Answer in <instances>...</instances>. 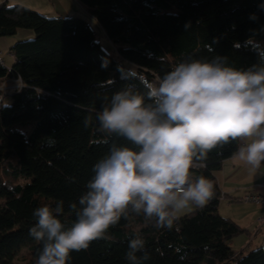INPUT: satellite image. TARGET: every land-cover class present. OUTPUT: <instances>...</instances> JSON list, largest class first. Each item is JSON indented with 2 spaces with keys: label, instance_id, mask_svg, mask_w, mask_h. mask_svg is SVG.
Segmentation results:
<instances>
[{
  "label": "trees",
  "instance_id": "16d2710c",
  "mask_svg": "<svg viewBox=\"0 0 264 264\" xmlns=\"http://www.w3.org/2000/svg\"><path fill=\"white\" fill-rule=\"evenodd\" d=\"M79 1L91 9L116 55L101 45L83 16H48L0 3V36L19 28L35 33L11 46V68L0 59V86L12 78L22 82L21 89L5 97L0 87V264H22L24 250L29 258L23 264H35L42 245L29 235L33 210L63 200L60 218L70 226L75 217L68 206L86 191L93 165L113 142L131 146L116 137L105 143L95 114L125 85L146 91L140 79L127 76L133 67L152 82L187 58L218 55L237 69L259 62L245 41L264 44V0ZM86 117H92L88 127ZM240 144L214 148L199 161L204 166L192 170L195 178L203 175L213 184L214 195L204 207L181 215L171 230L156 228L142 215L121 218L109 228L110 239L72 252L68 264H129L128 241L137 234L150 254L142 264H264V246L234 250L233 238L251 231L218 209L222 194L214 172Z\"/></svg>",
  "mask_w": 264,
  "mask_h": 264
},
{
  "label": "clouds",
  "instance_id": "9594fccd",
  "mask_svg": "<svg viewBox=\"0 0 264 264\" xmlns=\"http://www.w3.org/2000/svg\"><path fill=\"white\" fill-rule=\"evenodd\" d=\"M245 45L259 55L247 69L215 55L187 58L152 82L134 67L127 73L140 79L146 91L125 85L106 98L95 120L105 143L116 137L131 146L113 142L93 165L86 191L68 206L75 217L70 226L60 218L63 200L33 210L29 235L42 245L35 264H68L72 252L110 239L109 228L121 218L142 215L156 228L171 230L185 209L204 207L212 199V182L203 175L193 179L192 170L203 167L197 162L214 148L243 141L235 158L253 171L264 165V44L249 38ZM91 122L86 117L85 127ZM149 258L141 235L129 239V264Z\"/></svg>",
  "mask_w": 264,
  "mask_h": 264
},
{
  "label": "crops",
  "instance_id": "0c3cea01",
  "mask_svg": "<svg viewBox=\"0 0 264 264\" xmlns=\"http://www.w3.org/2000/svg\"><path fill=\"white\" fill-rule=\"evenodd\" d=\"M2 2H7L8 4H11V5L21 4V5L30 7L36 11L38 10L39 12L43 14H47V15L50 14V16H56V14H60L63 16L75 14L79 12L78 11L79 5H82V7H84L86 10L88 9L87 11L91 12V9L79 0H0V3ZM19 29L17 30V32L19 31ZM28 33L29 32H26V36H29ZM33 36L34 35H32V37ZM0 37H4V36H0ZM4 43L9 45V40H5ZM10 54L12 55L13 61L9 65H6L5 59H2L0 57L1 61L8 68H11L15 61V57L11 51H10ZM20 82L21 80L17 78L8 79V83L12 87L19 85ZM11 92H13V90H9V93ZM242 142L243 141H241V143ZM235 154L223 160L221 167L215 170L214 172L219 189L222 194L219 205H218L219 212L223 216L229 217L232 220H234V213H233L234 211H232L231 215L225 214L222 211V206L225 204V202L228 203L227 205H229L230 208H234V200H241L243 195L248 192L259 191L257 184L261 182L262 179L264 178V165H262V167L258 171H253L251 167L247 165L244 161H241L235 158ZM192 177L195 179L193 173H192ZM251 204L256 205L257 207L255 208V211L251 210L252 213L255 212L256 214L255 216L258 217L259 215L264 214V205L255 204V203L254 204L248 203L247 205H251ZM244 226H246L244 228L248 227L247 229L251 227V225H244ZM255 226H256L255 233H261L263 237L264 228L261 227L259 230H257L259 227L257 219H255ZM249 235L253 236V232H251V234Z\"/></svg>",
  "mask_w": 264,
  "mask_h": 264
},
{
  "label": "rangeland",
  "instance_id": "374dc122",
  "mask_svg": "<svg viewBox=\"0 0 264 264\" xmlns=\"http://www.w3.org/2000/svg\"><path fill=\"white\" fill-rule=\"evenodd\" d=\"M87 10L84 7H82V5H79V9H78L79 12H77L75 14L65 15V16L78 15V16L85 17L89 21L91 26L94 28V30L96 31L97 37L100 40L101 45L105 49H107L108 51H110L111 53L116 55V51H115L116 46L112 43V41L106 35L102 26L95 19L93 14ZM59 15L60 14H56V16H59ZM48 16H50V14ZM26 32H29L28 33L29 36H26ZM32 35L35 36L33 29L21 28L15 34L0 37V57L2 59H5L6 65L11 64L13 61L12 55L10 54L11 46L19 40L30 39L32 37ZM5 40H9V45L4 43ZM155 80H156V78L153 79V81H155ZM21 84H22V82H20V85ZM0 87L6 88L7 90H13V91L15 90L14 87L9 85L8 80H6ZM6 101L7 102L10 101V97H8V99ZM227 204L228 203L225 202V204L222 206L223 213L231 215L232 211H234L233 212L234 213V221L237 224L242 225L243 227H246L244 225H251L249 230L251 232H253V236H250L247 232H240L239 234H237L232 240V245H233L234 250L236 252H240L242 250H251L255 247L263 245L262 234L261 233H255V231H256L255 219H257L260 215L257 217V216H255L256 215L255 212H253L254 214L251 212V210L255 211V208H257L256 205H252V204L247 205L248 203H245L241 200H234V208H230L229 205H227ZM195 207H196L195 205L190 206L189 208L185 209L183 211V213H181V215L192 211L193 209H195ZM19 257H20V260H19L20 263L23 264L29 258V255L27 254V250H24L23 253L19 254Z\"/></svg>",
  "mask_w": 264,
  "mask_h": 264
},
{
  "label": "built area",
  "instance_id": "2783aa9c",
  "mask_svg": "<svg viewBox=\"0 0 264 264\" xmlns=\"http://www.w3.org/2000/svg\"><path fill=\"white\" fill-rule=\"evenodd\" d=\"M21 87H22V84L14 86L15 90H19V89H21ZM1 89L3 90L2 96L5 97V95L9 93V90H7L6 88H3V87H1ZM197 163L203 164L201 162H197ZM195 169H198V168H195ZM257 187L259 188V191H251V192L244 194L243 197L241 198V201H243L245 203H255V204L264 205V178L262 179L261 182H259L257 184ZM257 222H258V226H259L257 230H259L261 227L264 228V214L260 215L257 218ZM263 246H264V230H263Z\"/></svg>",
  "mask_w": 264,
  "mask_h": 264
}]
</instances>
